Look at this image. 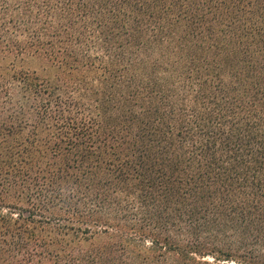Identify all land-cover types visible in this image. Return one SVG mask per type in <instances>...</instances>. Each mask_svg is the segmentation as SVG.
Instances as JSON below:
<instances>
[{
  "label": "trees",
  "instance_id": "16d2710c",
  "mask_svg": "<svg viewBox=\"0 0 264 264\" xmlns=\"http://www.w3.org/2000/svg\"><path fill=\"white\" fill-rule=\"evenodd\" d=\"M0 264H264V0H0Z\"/></svg>",
  "mask_w": 264,
  "mask_h": 264
},
{
  "label": "rangeland",
  "instance_id": "374dc122",
  "mask_svg": "<svg viewBox=\"0 0 264 264\" xmlns=\"http://www.w3.org/2000/svg\"><path fill=\"white\" fill-rule=\"evenodd\" d=\"M35 64H33L32 66H34Z\"/></svg>",
  "mask_w": 264,
  "mask_h": 264
}]
</instances>
